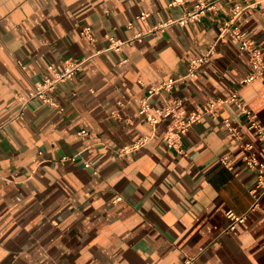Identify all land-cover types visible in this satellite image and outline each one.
I'll list each match as a JSON object with an SVG mask.
<instances>
[{
	"label": "crops",
	"instance_id": "crops-1",
	"mask_svg": "<svg viewBox=\"0 0 264 264\" xmlns=\"http://www.w3.org/2000/svg\"><path fill=\"white\" fill-rule=\"evenodd\" d=\"M170 1L0 0V264H264V193L251 210L256 175L222 120L262 162L264 141L234 104L210 109L238 91L264 127V81L243 83L252 67L231 35L264 52V0H205L214 7L199 23L148 33L195 4ZM235 4L246 11L233 19ZM86 26L92 42L80 35ZM210 47V62L185 77ZM68 58L86 61L46 92L56 105L33 99ZM169 78L173 91L148 102L154 113L178 97L200 115L184 154L164 141L171 119L153 128L139 114L149 89ZM229 209L247 218L224 233Z\"/></svg>",
	"mask_w": 264,
	"mask_h": 264
},
{
	"label": "built area",
	"instance_id": "built-area-1",
	"mask_svg": "<svg viewBox=\"0 0 264 264\" xmlns=\"http://www.w3.org/2000/svg\"><path fill=\"white\" fill-rule=\"evenodd\" d=\"M184 4V0H171L169 6H178ZM213 4H208L205 0H195V4L192 10L186 11L180 18L174 21H168L163 24H159L153 27L148 33L155 32L157 30H163L166 26L170 24H177L181 27L192 24L195 25L201 21V18L206 14L207 11L213 9ZM246 8L241 7L239 4H235L232 9V18L236 19L240 17ZM148 17V14L142 13L139 16V19H145ZM228 27L226 23L221 27V31H225ZM80 35L92 42L93 34L91 27L86 26L80 31ZM143 34L137 35L135 38L140 40ZM231 35L236 37L240 41V49L247 53L249 63L252 67V72L243 80V83H249L252 81L260 80L264 81V52L258 48L253 42L245 38L244 33L240 32H231ZM110 42V50L116 52L121 51V47L124 42L116 40L112 36H108ZM214 47H210L207 52L199 57L193 58L190 60L188 65V72L185 77H194L198 70L204 65L210 62L212 55L214 54ZM86 59L83 60H73L68 58L64 61L60 71L55 73L54 78H44L41 81L36 83L35 93L32 96L33 99H41L48 104L55 106L56 104L46 95L47 91L53 90L58 83L65 82L72 79L77 72L81 69ZM127 62L126 58L120 59V65H123ZM177 80L169 78L165 81L160 82L158 85L151 87L148 91V96L145 100L142 101L139 114L147 118L149 124L154 128L162 118L171 119V127L164 134V141L166 145L176 150L179 154H184L185 149L183 147L182 139L183 136L189 131L193 123H195L200 115L196 112H188L182 99L178 97H167L165 99L164 105L161 108L154 110V113L151 112V107L148 100L154 96L161 95L163 93H171L174 89L175 83ZM224 103L234 104L239 111L245 117L248 128L256 133V135L264 141V127L263 125L255 119L251 110L239 99L238 91L234 93L225 100H217V102L210 105L211 110H215L217 105ZM222 123L229 134L235 139L240 141V146L244 151L242 161L245 166L253 170L256 175V183L253 189H251V194L254 197V202L251 206V210H255L259 207L261 195L264 193V162L260 161L255 153L254 144L249 142H244L243 138L236 126L232 124L229 118L222 120ZM86 134V131L82 130L79 132V135ZM150 139V136H144L134 142L132 145L123 146L119 153L120 155L128 154L133 152L143 145H145ZM221 162L223 165L231 168V164L227 158H222ZM88 167L89 164H86ZM120 197L116 198L119 200ZM225 217L227 220V225L223 230L224 233H231L237 230V227L246 221V214L238 215L233 210L229 209L225 212Z\"/></svg>",
	"mask_w": 264,
	"mask_h": 264
}]
</instances>
